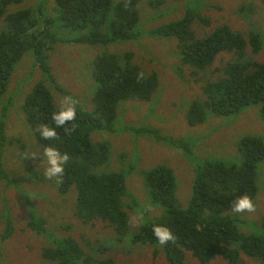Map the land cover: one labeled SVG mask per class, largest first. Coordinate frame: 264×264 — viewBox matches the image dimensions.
<instances>
[{
	"label": "trees",
	"instance_id": "obj_1",
	"mask_svg": "<svg viewBox=\"0 0 264 264\" xmlns=\"http://www.w3.org/2000/svg\"><path fill=\"white\" fill-rule=\"evenodd\" d=\"M24 1L0 0L3 24L0 25V99L8 92L20 61L25 57L32 58L34 66L39 67L45 77L32 85L22 105L26 121L44 148L52 145L69 155L63 178L55 184L54 193L61 196L59 203L53 202L57 197L54 195L49 200L60 210V215L55 214L51 223L53 232L45 217L34 216L28 223L36 233L53 237L52 244L42 250V264H116L108 253L119 243L127 250L138 245L154 247V255L163 251L168 264H189L186 261L188 251L202 264L218 256L224 257L229 264H242L241 254L264 263V217L259 232L244 233L238 226L243 218L236 216L232 209L233 201L240 195L247 194L256 204L258 165L264 160V135L261 134L243 135L237 142L238 153L234 158L227 154L198 161L187 207L180 204L179 183L173 167L159 163L141 169L139 174L144 178L151 203L163 207V212L156 220L133 227L126 199L133 201V207L139 200L129 190L127 179L136 170V161L140 159L141 162L138 151L141 135L150 134L157 141L181 149L186 155H193L198 143L186 137L166 135L155 127L121 123L120 111L124 102L152 100L160 88V79L156 71L146 73L136 62L133 50L118 52L111 49L113 44L136 43L148 37H174L181 64L188 67L191 77L202 85V95L191 100L185 111L190 125L206 122L211 114H239L252 105L259 106L264 121V61H256L248 53L249 47L255 53L263 49L261 32L251 30L246 35L223 24L199 36L194 24L204 17L194 0L187 1L184 15L179 19L150 28L141 24L140 5L144 0H54L52 5L48 4L49 0H41L36 5L17 7ZM147 1L157 11L165 3V0ZM161 15L157 13L154 19ZM61 29L71 30L73 34L64 37L60 34ZM71 42L85 45L87 52L95 47L100 49L93 53L92 62L94 107L87 110L76 101V120L56 126L52 114L59 107L50 84L62 93L74 96L58 83L49 53L57 44ZM224 52H232V60L209 71ZM28 53L33 56H26ZM22 81L23 78L18 82L19 86ZM10 102L11 98L3 105L0 115V181L5 180L7 184L12 182L3 163V149L8 141H20L18 137H9L6 131ZM43 125L56 127L57 135L51 140L42 138L37 129ZM97 130L135 133V148L120 153V161L124 164L121 169H110L113 144L104 136L103 140H93L92 134ZM131 157L135 160H130ZM38 178L44 182V177ZM72 190L76 197H68ZM43 192L22 189V195L32 205L38 197L44 199ZM71 214L85 226L97 222L105 224L111 229V235H82L80 238L72 234L60 235L56 221L63 219L60 229L69 231L75 227ZM156 224L169 227L175 239L164 246L159 245L153 232ZM6 225L0 242L14 232V220L10 215H7ZM0 264H3L1 259Z\"/></svg>",
	"mask_w": 264,
	"mask_h": 264
},
{
	"label": "rangeland",
	"instance_id": "obj_2",
	"mask_svg": "<svg viewBox=\"0 0 264 264\" xmlns=\"http://www.w3.org/2000/svg\"><path fill=\"white\" fill-rule=\"evenodd\" d=\"M38 1L41 0H26L17 7L36 5ZM49 1L50 5L54 2V0ZM187 1L190 0H165V3L157 11L149 6L147 0H144L140 5L142 26L150 28L173 19H179L184 15ZM194 1L204 17V20H196L194 24L199 36L206 35L216 27L227 24L246 35L251 30H259L264 37L263 0ZM243 4H248V7H243ZM157 13L162 15L158 19H154V15ZM0 25H3L1 20ZM60 34L70 37L73 32L61 29ZM86 48L85 45L75 42L57 44L49 53V61L58 83L72 93L75 100L84 109L92 110L95 82L92 76L93 53L100 49L95 47L87 52ZM111 49L118 52L133 50L136 62L144 68L146 73L150 74L156 71L160 79V88L153 94L152 100L124 102L120 111L121 123L129 122L134 123L135 126L155 127L166 135L186 137L198 143L194 154L186 155L181 149L157 141L150 134L141 135L138 141V151L142 156L141 162L140 159L136 161V170L131 172L127 179L129 190L139 200V203L133 207V201L126 199V209L131 216L132 225L138 227L156 220L163 212V207L151 203L144 178L139 174L141 169L159 163H166L173 167L179 183L177 195L180 204L187 207L191 197V182L195 169L198 167V161H202L208 156L217 157L227 154H232L228 157L234 158L238 153L237 142L243 135L247 133L264 135V121L260 115L259 106L252 105L245 107L239 114L228 116L211 114L206 122L190 125L187 122L185 111L191 100L202 95V85L191 77L190 69L181 64L177 54V40L174 37H148L136 41V43L127 41L113 44ZM248 53L256 61H264V47L258 53L249 47ZM26 56L33 55L28 53ZM233 57L232 52H224L218 56L209 71L232 60ZM44 77L45 75L39 67L34 66L32 58L25 57L13 73L8 92L0 99L1 115L3 105L11 98L10 108L7 112L6 131L9 137H18L20 140L8 141L3 149V163L11 174L12 183L7 184L5 180L0 181V216L3 214V217H0V238L7 227V215H10L14 220V232L8 239L0 242V259L3 264H42L44 261L42 250L46 245L52 244L53 237L50 238L47 234H38L33 231L28 226L29 220L34 216L45 217L49 223L47 225L52 231L54 228L51 223L55 220L53 218L57 213L60 215V210L52 204L53 202L59 203L61 197L54 193L55 184L58 185V183L44 175L42 164L45 159V148L35 139L22 109L32 85ZM22 78L24 79L23 84L19 86L18 82ZM50 87L57 106L63 107L64 99L68 95L57 90L52 84ZM103 136L113 144L110 169H121L124 164L120 161V153L122 151L131 152L135 148V133L128 130L119 134L107 130H97L92 134L93 140H103ZM130 160L134 161L135 159L131 157ZM31 170H34V173ZM39 176L44 177V182L39 180ZM258 186L259 192L254 210L250 214H248L249 211L235 214L243 218L239 221L238 226L244 233L261 230V220L264 217V160L258 165ZM22 189L27 192L43 190L44 199L38 197L37 202L33 203L34 205L28 204L26 196L22 195ZM52 195L57 197L50 203ZM71 195L76 197L75 190H72L68 197ZM70 219L73 222L72 226L75 227L69 231L64 228L60 229L64 222L63 219L56 221L60 235L72 234L77 238L93 234L100 237L111 235V229L106 228L105 224L101 222L85 226L73 214ZM130 236H132V232L128 236L129 239H131ZM108 255L115 260L116 264H168L163 251L155 256L154 247L142 245L127 250L122 243H119L110 250ZM241 257L242 264H264L245 254H241ZM186 261L189 264H202L190 251L187 252ZM207 264L229 263L224 257L218 256Z\"/></svg>",
	"mask_w": 264,
	"mask_h": 264
},
{
	"label": "clouds",
	"instance_id": "obj_3",
	"mask_svg": "<svg viewBox=\"0 0 264 264\" xmlns=\"http://www.w3.org/2000/svg\"><path fill=\"white\" fill-rule=\"evenodd\" d=\"M76 103L77 102L73 97H65L64 106L54 111L52 114V120L55 122L56 126H64L68 122L76 120ZM37 131L39 135L46 140H51L57 135L56 127L49 125H43L39 127ZM65 131H69V129H65ZM44 156L45 159L42 164L44 166V175L48 179L54 180L56 183H60L65 172V166L69 161L68 153H61L58 148L49 145L44 149ZM254 208L255 204L252 198L247 194L238 196L232 203V209L234 213H240L244 211L251 212L254 210ZM153 232L159 245L161 246H164L169 241L175 239L172 230L162 224H156L153 228Z\"/></svg>",
	"mask_w": 264,
	"mask_h": 264
}]
</instances>
